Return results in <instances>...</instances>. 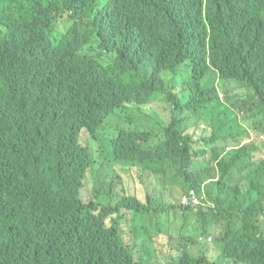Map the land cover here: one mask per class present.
<instances>
[{
	"label": "trees",
	"instance_id": "obj_1",
	"mask_svg": "<svg viewBox=\"0 0 264 264\" xmlns=\"http://www.w3.org/2000/svg\"><path fill=\"white\" fill-rule=\"evenodd\" d=\"M238 117L264 132V0H0V264H264V139L220 147Z\"/></svg>",
	"mask_w": 264,
	"mask_h": 264
},
{
	"label": "rangeland",
	"instance_id": "obj_2",
	"mask_svg": "<svg viewBox=\"0 0 264 264\" xmlns=\"http://www.w3.org/2000/svg\"><path fill=\"white\" fill-rule=\"evenodd\" d=\"M69 18V14L65 13L60 19H58L57 21V26L56 29L59 32H64L66 31V23L67 20ZM56 33V32H55ZM192 67L188 66V65H183L179 68V75H178V79L180 81L185 80L186 78H188L189 74L191 73ZM164 78L165 80L168 82L169 80H173V75L172 73H164ZM168 82L169 85H171L172 83ZM218 88H220L221 90H224V88L222 86H220L218 84ZM167 104L166 101L159 99L157 100L154 105H155V112L156 113H160L163 111L164 106ZM171 105V103H170ZM224 107H227L228 109H230L231 111H233L232 107L227 104L224 103V106L222 107V110L224 111ZM143 109L147 112L151 111V108L148 106H144ZM234 112V111H233ZM236 114V113H235ZM136 116L133 114V118H135ZM137 118V117H136ZM239 118V117H238ZM145 118L142 119L141 122L144 121ZM261 123H263V117H260V121ZM243 126L245 129H247L249 136H247L246 134H241V135H236L235 133L231 132L235 137H229V139L226 141L225 144H220V147H225V151L228 152L230 149H234L235 146H243L245 144H249L251 143L252 139L255 138L258 146L261 147V143L264 139V132L261 128V124H254L253 122L250 121H246L243 122L241 124L240 118H239V124H237V126ZM227 134V128L225 129H221L220 132H218L219 136H225ZM90 134L87 131H83L82 135H81V142L84 146L88 147L90 150H92V152L94 153V151H96V148L98 147V142L95 140H89ZM96 157V162H99L100 159L97 158V154H95ZM93 179L96 177L94 175H92ZM92 177H91V173L89 172L84 180V187L82 190V200L84 201H88L90 198V191H92ZM130 181V180H129ZM169 195V197H171V204L176 203V200H178V197L180 196V190L178 186H175L172 191L167 192V189L164 188L163 191V196ZM114 198L118 199L120 198V191L119 188L115 189L114 192ZM163 207L161 206V209ZM166 213V214H165ZM169 213V214H168ZM162 216H161V221L165 222L167 225V228L170 230V225L168 220L173 219V215L171 213V211L167 210H162ZM123 219H122V226H121V232L123 234V241L124 243L131 247V250L133 252L134 255H136L137 252V246L133 245V234H131V222H130V215L129 213H126V211H123L122 213ZM174 218H177V216L174 215ZM142 226L150 231H154V227H155V222L153 220L152 217L149 216L145 217L144 222L142 224ZM197 226L196 224V219L192 218L190 224L187 227V230L184 231V234L189 237L191 235H194V237L196 236L195 234V227ZM220 235L219 232H216L214 234L211 235V237L213 238V242L210 248H209V258H215L217 259L220 256V251L216 248L217 244H215V239ZM184 247L189 248V249H196L197 247H200L201 245H197L195 243H191L188 242L187 240H182L181 243ZM215 244V245H214ZM216 246V247H215Z\"/></svg>",
	"mask_w": 264,
	"mask_h": 264
},
{
	"label": "clouds",
	"instance_id": "obj_3",
	"mask_svg": "<svg viewBox=\"0 0 264 264\" xmlns=\"http://www.w3.org/2000/svg\"><path fill=\"white\" fill-rule=\"evenodd\" d=\"M221 138L228 140L229 138L225 135V136H221ZM228 154V152H224L223 155ZM205 192V191H204ZM183 203H185V201L183 200ZM200 209V211H202L203 214H211L210 213V208H214L213 203L209 202V203H203L200 201H195V210L196 209ZM200 211H198L197 214V219H198V223H197V227L194 230L195 234L200 236L201 239H207L209 243L212 242L213 238L211 237L212 234L219 232L220 235L218 236V238L222 235V230L221 229H213L212 225L208 226V234H204V222L202 221V217L200 215ZM210 239V240H209Z\"/></svg>",
	"mask_w": 264,
	"mask_h": 264
},
{
	"label": "built area",
	"instance_id": "obj_4",
	"mask_svg": "<svg viewBox=\"0 0 264 264\" xmlns=\"http://www.w3.org/2000/svg\"><path fill=\"white\" fill-rule=\"evenodd\" d=\"M210 240V239H209Z\"/></svg>",
	"mask_w": 264,
	"mask_h": 264
}]
</instances>
